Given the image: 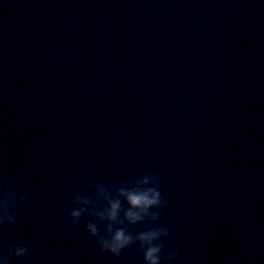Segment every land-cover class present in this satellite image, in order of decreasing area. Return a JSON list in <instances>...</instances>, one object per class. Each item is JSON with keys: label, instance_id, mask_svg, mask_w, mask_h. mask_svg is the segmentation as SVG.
<instances>
[{"label": "water", "instance_id": "95a60500", "mask_svg": "<svg viewBox=\"0 0 264 264\" xmlns=\"http://www.w3.org/2000/svg\"><path fill=\"white\" fill-rule=\"evenodd\" d=\"M145 172L168 206L117 227L171 226L172 264H264V3L0 0V187L27 197L0 254L144 264L135 246L100 251L85 225L106 222L67 213Z\"/></svg>", "mask_w": 264, "mask_h": 264}, {"label": "clouds", "instance_id": "9594fccd", "mask_svg": "<svg viewBox=\"0 0 264 264\" xmlns=\"http://www.w3.org/2000/svg\"><path fill=\"white\" fill-rule=\"evenodd\" d=\"M261 3H264V0H261ZM95 188V198L75 196L76 206L71 207L67 213L72 227H77L87 213L100 222H106V235L100 233L96 222L85 225V230L96 240L101 252L119 258L125 250L135 246L143 254L144 264H172L177 260L181 255L180 250L168 248L165 239L174 235L171 226L156 225L135 234L126 227H117L124 224L140 225L146 220L159 219L168 206V200L160 187V176L157 173L145 172L136 181L135 187H122L115 198L103 185L98 184ZM121 198L127 201V209L123 208ZM26 200L23 192L0 187V229L5 225L16 224L19 217L17 212L11 209L23 207ZM99 201H105L107 206L98 208ZM30 260L29 248L21 244H13L6 255L0 254V264H13L14 261L27 264Z\"/></svg>", "mask_w": 264, "mask_h": 264}]
</instances>
